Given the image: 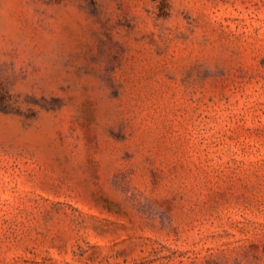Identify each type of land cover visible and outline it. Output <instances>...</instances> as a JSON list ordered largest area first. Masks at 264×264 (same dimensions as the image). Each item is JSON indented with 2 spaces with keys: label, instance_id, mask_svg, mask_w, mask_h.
Masks as SVG:
<instances>
[{
  "label": "rangeland",
  "instance_id": "374dc122",
  "mask_svg": "<svg viewBox=\"0 0 264 264\" xmlns=\"http://www.w3.org/2000/svg\"><path fill=\"white\" fill-rule=\"evenodd\" d=\"M0 264H264V0H0Z\"/></svg>",
  "mask_w": 264,
  "mask_h": 264
}]
</instances>
